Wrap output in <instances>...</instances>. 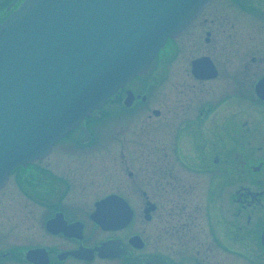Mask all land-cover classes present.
Masks as SVG:
<instances>
[{
  "label": "flooded vegetation",
  "instance_id": "obj_1",
  "mask_svg": "<svg viewBox=\"0 0 264 264\" xmlns=\"http://www.w3.org/2000/svg\"><path fill=\"white\" fill-rule=\"evenodd\" d=\"M4 1L0 13L21 0ZM216 1L117 99L8 173L0 264H264V0ZM198 29L204 45L180 53Z\"/></svg>",
  "mask_w": 264,
  "mask_h": 264
},
{
  "label": "water",
  "instance_id": "obj_2",
  "mask_svg": "<svg viewBox=\"0 0 264 264\" xmlns=\"http://www.w3.org/2000/svg\"><path fill=\"white\" fill-rule=\"evenodd\" d=\"M211 1L23 0L0 22V186L143 73Z\"/></svg>",
  "mask_w": 264,
  "mask_h": 264
},
{
  "label": "rangeland",
  "instance_id": "obj_3",
  "mask_svg": "<svg viewBox=\"0 0 264 264\" xmlns=\"http://www.w3.org/2000/svg\"><path fill=\"white\" fill-rule=\"evenodd\" d=\"M1 4H0V7L1 6H4L6 4V2H2V0H0ZM219 0L216 1V5L218 4ZM219 6V4H218ZM244 18H247V19H241L239 17L238 20L240 21H248L249 20V16L246 14V15H243ZM202 17L199 18L198 21H202ZM196 26H199L198 23L195 24ZM200 27V26H199ZM195 28V27H194ZM250 29H244V32L248 33ZM261 32V31H260ZM262 35L257 38L261 41H264V30H262ZM199 37V44L197 46L200 45V47H202V45H204V38L206 37L205 36V33L203 32V30L201 29H198L197 31L194 32V30H191L190 32H188L184 38L181 39L182 43L180 44V47H178L179 49V52L180 53H188V52H191L193 51V43L197 40H195L194 38H197ZM216 45L215 46H210V49H209V52L211 54H218L219 52V49L221 50V42H217L215 43ZM259 44H264L263 43H259ZM242 48V51H248V52H251L253 50H255L256 48L258 47H261V45H257V44H250L249 42L247 41H243V45L241 46ZM178 58V57H177ZM177 60V59H176ZM175 60V63L177 66H174V68H184V67H180L181 63H180V59L178 58V61Z\"/></svg>",
  "mask_w": 264,
  "mask_h": 264
}]
</instances>
